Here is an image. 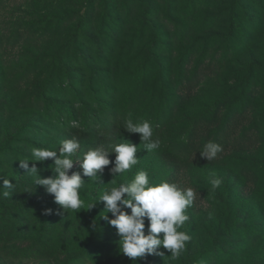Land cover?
Returning a JSON list of instances; mask_svg holds the SVG:
<instances>
[{
	"label": "rangeland",
	"instance_id": "374dc122",
	"mask_svg": "<svg viewBox=\"0 0 264 264\" xmlns=\"http://www.w3.org/2000/svg\"><path fill=\"white\" fill-rule=\"evenodd\" d=\"M235 1L0 0V176L14 185L0 189L10 191L0 194V264H264V0ZM231 8L235 34L227 40ZM152 91L168 97L172 110L145 119L162 131L160 147L147 151L124 124L135 122L134 111L160 109L158 101L150 105ZM54 105L66 118L83 107L107 132L76 136L68 119L49 111ZM230 117L237 148L202 165L184 162L191 147L177 148L176 136L190 120L210 124L202 149ZM73 138L77 156L128 141L139 163L116 177L110 163L94 183L81 175L84 206L64 212L28 170L35 164L41 178H54L53 161L34 162L32 148L58 151ZM24 160H32L28 169ZM79 164L69 175L82 173ZM137 170L197 193L179 229L191 239L178 258L161 247L129 259L116 229L100 218H112L100 193ZM213 174L222 180L216 189ZM147 227L145 220V234Z\"/></svg>",
	"mask_w": 264,
	"mask_h": 264
},
{
	"label": "clouds",
	"instance_id": "9594fccd",
	"mask_svg": "<svg viewBox=\"0 0 264 264\" xmlns=\"http://www.w3.org/2000/svg\"><path fill=\"white\" fill-rule=\"evenodd\" d=\"M124 130L129 134H139L147 151L160 147L161 142L159 138L153 139V128L147 120L133 122L132 119H127ZM184 139L186 141L187 138ZM109 147L112 149L111 152L97 147L87 150L82 156H77L80 144L75 138L61 141L58 151L33 147L34 162L52 160L55 177L41 178L37 174L35 164L28 170V174H32L34 185L43 187L64 212L77 211L84 206L80 195V190L84 186L81 175L94 183L110 163L113 167L109 171L114 177L129 172L139 163L136 156L138 147L132 143L125 141ZM222 151L220 144L208 141L200 155L210 161L216 159ZM110 153L115 154L114 161L108 158ZM29 161L32 160L20 162V166L28 169ZM75 161L80 162L82 173L72 172L69 175ZM209 182L212 189H216L222 180L213 174ZM108 184L112 186L102 191L97 201L103 202L104 213L111 214V219L106 214L100 218L116 229L120 237V252L134 260L146 255L160 254L158 249L162 247L174 258H178L191 239L186 232L179 229L189 218L186 210L197 195L195 190L191 187L182 189L176 183L166 180L153 183L145 170L137 171L131 180L125 179L118 186L114 178ZM13 187L9 179L0 176V189L11 190ZM0 194L8 197L10 191H2ZM93 206L94 203L90 204L88 209ZM125 209L130 210V214ZM49 211L45 210L46 214ZM145 220L148 222L147 234Z\"/></svg>",
	"mask_w": 264,
	"mask_h": 264
},
{
	"label": "trees",
	"instance_id": "16d2710c",
	"mask_svg": "<svg viewBox=\"0 0 264 264\" xmlns=\"http://www.w3.org/2000/svg\"><path fill=\"white\" fill-rule=\"evenodd\" d=\"M241 0H236L234 5L237 6L240 4ZM233 8V7H232ZM230 10V15H229V24L227 27V40H231L234 37L235 34V28L233 25V21L236 18V14H235V9ZM76 38V32H73L71 35V40L73 41ZM226 40V38H225ZM195 77H193L192 79H194ZM146 84V83H145ZM193 84V83H192ZM189 88V85H188ZM158 91H152L151 92V97H150V105L153 106L155 101H158L160 104V109L157 111H154L153 113L151 111H149V113H146L144 111V109H141L140 111H134V113H131V115L135 118V122H139L142 120H145L147 118H151L152 115L158 116V117H162L164 110L167 109V112H170V110H172V103H168L170 101V99H168V97H164V95L162 96L161 93H157ZM178 97L180 95H177ZM126 97V96H124ZM122 97V100H120L119 106L121 108L122 111H125V105H129L128 101L126 98ZM113 100V99H112ZM111 100V101H112ZM76 102V101H75ZM145 102L142 99V102H140V104L138 106L143 105ZM167 103V106L164 105ZM76 106V103H75ZM100 106H98L99 108ZM110 107L112 108V104L110 105ZM102 109V107H100ZM83 107L81 108H77L76 107V111L70 113L69 118H66V114L62 113V111H60L59 107L57 106H53L51 107V109L49 111H51L54 115L62 118V120L66 121V119H68V124H72L73 127H71V131L74 132L76 134V136L78 137H85L88 134H93V133H101V132H107V130H101V128L98 127V124L94 123L92 120H89L87 116L90 115V112L82 110ZM114 109V107H113ZM102 113V112H101ZM120 113L121 112H116L113 113V115L111 116V124L118 126L120 123ZM119 114V115H118ZM130 114V113H128ZM169 113L167 114L168 117ZM170 116V115H169ZM234 117H230V120H228L226 123L222 124L218 131L216 132L215 138L213 140V142L218 143L222 146L223 151L221 153L218 154L217 158L222 156L225 152L232 150L233 148H237V146H239L240 144V140L238 139H233V135L235 133V123H231V121L233 122ZM161 124L158 123V125L156 126V128H154L153 130V138H159L162 136V131L159 129V126ZM209 122H205V120H202L201 118L199 119H194V120H190L189 125L185 128H183L181 130V132L176 136V144L178 145L177 148L183 149L184 151H187V149H189L191 147V149L189 150V152L186 154L184 153V157L183 160L186 163L189 164H194V165H202L205 163H209V162H213L214 160H210L207 161L205 158H202L200 155V152L203 150V146L205 144L202 143V149H198V141L199 139L202 138L203 136V132H206L207 130H209ZM187 138L186 141L184 138ZM203 139V138H202ZM231 140V141H230ZM139 171V170H137ZM136 171V172H137Z\"/></svg>",
	"mask_w": 264,
	"mask_h": 264
}]
</instances>
